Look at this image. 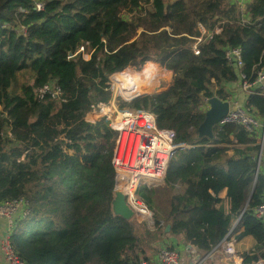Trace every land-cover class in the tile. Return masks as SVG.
Returning <instances> with one entry per match:
<instances>
[{"label":"trees","instance_id":"1","mask_svg":"<svg viewBox=\"0 0 264 264\" xmlns=\"http://www.w3.org/2000/svg\"><path fill=\"white\" fill-rule=\"evenodd\" d=\"M200 26L213 35L195 55ZM226 48L241 49L249 76L264 68V0L245 11L232 0H0V203H28L11 236L24 264H136L170 237L203 258L229 233L256 243L241 264L264 259V223L253 214L264 202L260 135L232 123L215 126L213 139L198 134L207 101H229L238 83ZM152 59L172 71L171 84L129 107L154 113L181 146L164 184L138 191L155 231L114 213L118 133L87 119L111 100L110 75L143 65L139 81ZM21 74L32 83L20 86ZM50 83L61 96L40 100ZM148 86L122 83L120 94ZM248 107L264 120L263 96H250Z\"/></svg>","mask_w":264,"mask_h":264},{"label":"built area","instance_id":"2","mask_svg":"<svg viewBox=\"0 0 264 264\" xmlns=\"http://www.w3.org/2000/svg\"><path fill=\"white\" fill-rule=\"evenodd\" d=\"M43 9V4L36 5L37 11ZM200 30L201 36L196 39L193 46L195 55L200 54V45L210 40L213 35V32H206L202 26ZM215 32L219 33L220 29H216ZM78 53H81L85 60L91 57L90 54H86L85 47H81ZM225 57L229 65L237 71L238 86L246 95L247 101L245 105L229 101L230 110L220 125L237 124L250 134H259L260 145L264 146V120H261L248 107L250 96L264 97V68L254 71L250 76L246 74L240 48H226ZM135 71L141 72L142 70L129 67L122 72L110 75L104 86L106 90L112 92V98L109 103L95 105L92 114L96 118L95 122L104 119L107 125L118 133L112 160L115 170V193L123 194L127 206L133 212V219L148 227L156 228L154 214L139 198L138 191L142 184L148 187L164 184L168 166L177 145L174 143L175 132L171 129H160L154 113L128 107L130 102L142 93H135L127 99L120 98L123 79ZM61 94V89L55 83L47 84L37 92L40 100L46 96L58 99ZM262 150L261 148L257 157L258 166L264 154ZM253 214L256 219L264 223V202L255 208ZM28 215V203L22 199L0 203V218H4L8 224V231L0 241V249L8 264H24L15 251L11 236L16 229L17 221ZM230 237L229 233L213 252H223L227 257L233 256L235 240ZM213 252L206 258L211 257ZM157 262L158 264H185L180 252L168 246L160 250ZM201 263L200 259L193 264ZM136 264H149V262L141 261ZM251 264H264V259Z\"/></svg>","mask_w":264,"mask_h":264},{"label":"crops","instance_id":"3","mask_svg":"<svg viewBox=\"0 0 264 264\" xmlns=\"http://www.w3.org/2000/svg\"><path fill=\"white\" fill-rule=\"evenodd\" d=\"M252 0H232L233 3L238 4L241 9L245 11L247 4H249ZM172 75V73H171ZM171 84V80L167 81V84H165L164 87L159 88L161 90H164L169 87ZM230 92V102H237L239 104L245 105L247 101L246 95L240 90L238 83L229 89ZM87 119L89 121L95 122L96 118L91 113L87 116ZM258 168L260 169V172L264 175V154L261 158V161L259 163ZM226 191H223L221 193V198H225ZM226 212H229V207H226ZM135 220V219H133ZM137 224H143L135 220ZM146 225V224H144ZM236 225V222H235ZM146 227L150 231H155L156 228H151L146 225ZM8 231V224L7 221L4 218H0V241L4 237V235ZM233 240H235L234 249L235 254L231 257H227L223 252H213L211 257L206 258L207 256L201 258L202 263L201 264H241L243 262L244 256H246L249 252L254 251L256 249V243L252 237H244L241 240H236L234 236L231 235ZM159 249H163L164 247H173L177 251L180 252L181 256L184 259L185 264H193L196 262L197 255H199L195 248L191 247L190 245H187L180 240L176 238H167L160 243H158ZM157 256L158 254L154 255L149 262V264H158L157 262ZM0 264H8L6 259L4 258V255L0 249Z\"/></svg>","mask_w":264,"mask_h":264},{"label":"water","instance_id":"4","mask_svg":"<svg viewBox=\"0 0 264 264\" xmlns=\"http://www.w3.org/2000/svg\"><path fill=\"white\" fill-rule=\"evenodd\" d=\"M207 104H208V109L205 112V119L198 129V134L199 137H208L210 139H213L214 127L219 125L221 121L226 117L231 106L229 101H222L216 97L209 99L207 101ZM179 148H181V146H177L174 152ZM261 148L263 149L264 146L262 145ZM113 210L116 215H120L126 220L133 219V212L127 206L125 198L121 193H116V198L113 203ZM169 231H170V226L168 225L166 228V232ZM200 258L201 256L197 255L196 259L200 260Z\"/></svg>","mask_w":264,"mask_h":264},{"label":"rangeland","instance_id":"5","mask_svg":"<svg viewBox=\"0 0 264 264\" xmlns=\"http://www.w3.org/2000/svg\"><path fill=\"white\" fill-rule=\"evenodd\" d=\"M86 54H89L88 52H86ZM150 64H151V67L147 68L145 71H143L141 73V78L139 81H137L135 78L136 76V73L135 72H132L129 74L128 77L124 78L122 83H135L136 84H148V88L149 89H146L147 91H144V93H142V95H150V94H153L155 93L156 91H162L161 89L159 88H162L165 86V84H167V81L171 80V73L172 71L169 70V73L167 75L164 74L165 70H164V65L162 62L160 61H156L154 59H152ZM142 67L143 65H141L140 68H137L138 70H142ZM151 68V71H154L155 73L158 72V75H153V74H149L148 73V70ZM18 81H19V85L21 86L22 84L24 83H28V84H31V78H30V75L29 74H21L19 75L18 77ZM138 82V83H137ZM163 89V88H162ZM120 98L122 99H127L125 98L123 95L120 94ZM128 106V105H126ZM129 107V106H128ZM208 109V104L206 103V105L204 106L203 110H207ZM91 114V113H90ZM89 115V114H88Z\"/></svg>","mask_w":264,"mask_h":264},{"label":"bare ground","instance_id":"6","mask_svg":"<svg viewBox=\"0 0 264 264\" xmlns=\"http://www.w3.org/2000/svg\"><path fill=\"white\" fill-rule=\"evenodd\" d=\"M155 75H158V72H157V73H155Z\"/></svg>","mask_w":264,"mask_h":264}]
</instances>
